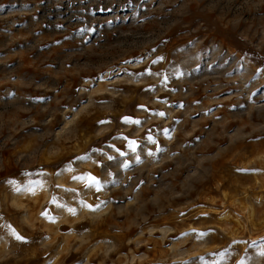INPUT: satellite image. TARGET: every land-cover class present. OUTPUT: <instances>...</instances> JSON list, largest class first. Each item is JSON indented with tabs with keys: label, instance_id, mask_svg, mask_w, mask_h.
Returning <instances> with one entry per match:
<instances>
[{
	"label": "rangeland",
	"instance_id": "1",
	"mask_svg": "<svg viewBox=\"0 0 264 264\" xmlns=\"http://www.w3.org/2000/svg\"><path fill=\"white\" fill-rule=\"evenodd\" d=\"M0 264H264V0H0Z\"/></svg>",
	"mask_w": 264,
	"mask_h": 264
},
{
	"label": "snow or ice",
	"instance_id": "2",
	"mask_svg": "<svg viewBox=\"0 0 264 264\" xmlns=\"http://www.w3.org/2000/svg\"><path fill=\"white\" fill-rule=\"evenodd\" d=\"M137 123H138V121H137Z\"/></svg>",
	"mask_w": 264,
	"mask_h": 264
}]
</instances>
